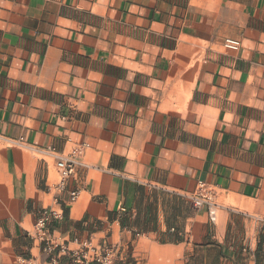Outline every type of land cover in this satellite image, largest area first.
Returning <instances> with one entry per match:
<instances>
[{
  "label": "crops",
  "instance_id": "0c3cea01",
  "mask_svg": "<svg viewBox=\"0 0 264 264\" xmlns=\"http://www.w3.org/2000/svg\"><path fill=\"white\" fill-rule=\"evenodd\" d=\"M42 210L113 264H264V0H0V264Z\"/></svg>",
  "mask_w": 264,
  "mask_h": 264
},
{
  "label": "built area",
  "instance_id": "2783aa9c",
  "mask_svg": "<svg viewBox=\"0 0 264 264\" xmlns=\"http://www.w3.org/2000/svg\"><path fill=\"white\" fill-rule=\"evenodd\" d=\"M224 47L232 51H238L240 45L233 40H225ZM83 148H78L67 157L58 158L56 170L58 182L55 186L57 191L66 188L67 181L74 174L77 159L82 154ZM50 151H53L50 149ZM78 196L77 191H72L69 195L70 201H74ZM190 203L195 209H205L211 223L216 222L217 209L215 204V186L204 181H198L189 197ZM59 216L50 210H42L37 217L31 238L41 246V252L46 254L47 259L44 264H64L63 260L69 257L71 264H113L115 250L106 244L95 245L91 239L74 240L77 249L69 250L66 245L56 244L49 230L51 219ZM23 264H37L33 260L22 261Z\"/></svg>",
  "mask_w": 264,
  "mask_h": 264
}]
</instances>
